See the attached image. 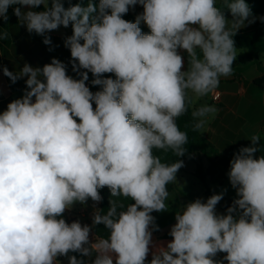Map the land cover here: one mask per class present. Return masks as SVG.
<instances>
[{"label":"clouds","instance_id":"9594fccd","mask_svg":"<svg viewBox=\"0 0 264 264\" xmlns=\"http://www.w3.org/2000/svg\"><path fill=\"white\" fill-rule=\"evenodd\" d=\"M223 3L231 19L217 0H88L67 8L63 0H0V20L13 8L45 45L52 43L47 33L71 25L64 44L80 76L68 75L56 58L43 67L25 63L19 73L2 69L13 83L26 78V88L0 112V264H60L58 256L69 264H89L84 257L91 264H264L258 133L230 161L237 198L226 214L216 212L223 192L197 198L176 212L166 246L153 245L159 226L152 213L167 211L168 185L184 166L180 159L162 162L155 150L185 155L188 135L177 119L233 75V37L258 19L246 0ZM137 4L143 12L125 20ZM7 38L0 33V40ZM89 72L101 86L95 93L86 85ZM216 112L207 104L194 108L193 131ZM105 187L109 207L105 214L94 211L91 226L62 218L77 202L99 203ZM96 225L109 235L93 243ZM218 253L226 254L223 260L214 259Z\"/></svg>","mask_w":264,"mask_h":264},{"label":"crops","instance_id":"0c3cea01","mask_svg":"<svg viewBox=\"0 0 264 264\" xmlns=\"http://www.w3.org/2000/svg\"><path fill=\"white\" fill-rule=\"evenodd\" d=\"M65 1L74 3L81 0H63V2ZM220 1L222 0H217V3H220ZM27 10V8L22 9V11ZM33 10L42 11L37 8ZM142 12L143 7L137 4L134 8L130 7L127 14H131L136 18ZM8 17L9 19L6 22L0 20V33H8L7 39L0 40V112L6 110L7 105L11 101L22 97L26 88V78L19 79L13 83L9 77L3 75L2 69L4 67H7L9 71L19 73L25 63L33 67H43L45 64L50 63L53 58H56L67 66L68 75L74 79L80 78L79 74L72 69L70 50L64 44L65 38L72 35L71 25L67 28L61 26L58 30L47 33L51 37L52 43L51 45H45L43 43L44 37L29 33L26 27L18 22L11 7L8 9ZM227 18L231 19V16H227ZM141 24L147 27L146 24ZM245 27H247V22ZM181 55L184 57L186 70L187 53L181 50ZM80 71L85 70L81 69ZM104 75L105 77L111 76L114 78V74ZM262 76H264V53L259 60H248L244 53L237 49L233 75L227 78L222 77L219 87L212 94L195 99L192 105V111L194 108L205 104L214 106L217 109L214 115L210 114L205 118L207 122L202 129H199V132L213 147L215 162L219 167V174L214 182L209 183V187L211 188L212 185L217 186L221 190L214 194L223 192V198L232 203L237 198L236 190L232 188L229 178H225L224 175L221 177L220 172L223 170L224 174L227 173L230 170V161L234 154L241 147L251 145L249 140L251 135L258 133L261 136V140L264 141V88H258L254 84V81ZM88 77L86 85L90 90L93 93L101 90V86H94L91 83L94 77L90 72ZM216 93H220V99L213 101V96ZM93 106L95 107V105ZM204 163L208 166L206 160ZM194 178H196L195 175ZM197 185L199 186V182ZM193 191L191 189L188 192L185 191V201L183 203L170 202L171 204H177L176 207L167 208V211L164 212L152 213L156 218V224L159 226V230L153 232L154 246H166L167 242L172 239L165 237V235L169 233L171 226L175 223V214L180 207L194 201L193 197H196V190ZM200 191L202 196L205 195V189L203 191L200 189ZM99 206L100 202L96 203L91 199L85 204L77 202L64 212L62 218L68 223L79 221L81 224L91 226L94 211L99 209ZM223 214L226 213L223 212ZM171 217L173 220L170 222L169 219ZM95 240L98 239L92 230L90 242L94 243ZM71 255H76L80 258L79 253L70 252L69 256ZM224 256V253H218L214 259L223 260ZM151 258L150 251L147 260L150 261ZM83 259L91 264V260L88 257ZM92 259H94V256ZM57 260L60 264H69L67 256H58ZM223 264H227V261H224Z\"/></svg>","mask_w":264,"mask_h":264},{"label":"trees","instance_id":"16d2710c","mask_svg":"<svg viewBox=\"0 0 264 264\" xmlns=\"http://www.w3.org/2000/svg\"><path fill=\"white\" fill-rule=\"evenodd\" d=\"M93 2L98 4L99 0H93ZM63 3L65 8L77 3H80L83 6H87L88 0H81L74 3L65 1ZM246 3L249 4V6L252 8L253 15L258 19H256V21L250 25L247 24V27L241 28L238 33L233 37V39L235 41V47L241 50V52L244 53V56L248 60H259L260 56L264 53V22L259 19V17H264V0H246ZM217 6L221 9H224L226 17L231 16L227 9H225V5L223 2L217 3ZM37 9L43 10V6H40ZM123 18L131 22H134L136 19L131 14H126L123 16ZM140 27L145 33H148L150 31L148 27L142 24L140 25ZM254 84L258 88L263 89L264 76L255 80ZM191 113L192 105L189 106L188 112L185 115L177 119V124L180 130L185 131L188 135V144L185 145L187 149L185 155L182 157H177L175 153L171 150L167 152L163 150H155V154L161 158L162 162L168 164L174 163L178 159L184 162L186 160H193L195 157H197L198 163L196 164L194 175L198 180L199 184L205 189L204 194L208 198L214 194L209 187V183L215 181L217 175L219 174V167L215 162V152L213 147L200 134L199 130L193 131V118L191 116ZM257 146H260V152H257L255 155L257 157L259 155H264V141L261 140L260 144ZM205 160L207 161L208 166L205 165ZM228 172L224 174L225 178H228ZM168 190L169 193L175 194V201L177 204H180L178 194L183 196L184 193L181 191V189H179L177 184L173 182L172 184L168 185ZM100 195L102 196V200L100 201L99 211L100 214H105L107 212V208L109 207V201L111 199L110 190L105 187L100 190ZM112 199H116L118 202L124 203L125 206L132 202L131 200L125 199L123 197H113ZM231 205L232 202L228 201L225 198H222V200L217 204L216 207L226 211L227 208ZM92 230L97 239L107 238L109 235L108 230L104 228L103 225H96L95 227H93ZM165 237L172 238L168 234H166Z\"/></svg>","mask_w":264,"mask_h":264},{"label":"rangeland","instance_id":"374dc122","mask_svg":"<svg viewBox=\"0 0 264 264\" xmlns=\"http://www.w3.org/2000/svg\"><path fill=\"white\" fill-rule=\"evenodd\" d=\"M222 1H220V3H222ZM194 122V121H193ZM192 122V124H193ZM198 163V159L197 157H195L193 160H186L184 161V166L181 167L177 174H176V184L177 186L179 187V189H181V191L183 193L188 192L190 191V189L193 191V190H196V197H193L195 199L197 198H200L201 200L203 201H206L207 200V197L205 195H201V191L200 189L203 191L204 188H202L203 186H201L199 184V186L197 185L198 184V180H196V178H194V171H195V168H196V164ZM224 175V172L223 170L220 172V176L223 177ZM184 189V190H183ZM211 191L213 193H216L218 190L220 191L221 189H218L217 186L215 185H212L211 186ZM200 191V192H199ZM194 192V191H193ZM201 195V196H200ZM178 197H179V200L181 203H183L185 201V196L183 194V196L179 195L178 194ZM176 198H175V194L174 193H169V196H168V199L166 201V204L168 206V208H174L177 206V204H171V202H175ZM176 209V208H175ZM216 212L217 214H223V212L226 213L225 210H222L220 208H216ZM173 220V218L171 217L169 219V221L171 222Z\"/></svg>","mask_w":264,"mask_h":264},{"label":"built area","instance_id":"2783aa9c","mask_svg":"<svg viewBox=\"0 0 264 264\" xmlns=\"http://www.w3.org/2000/svg\"><path fill=\"white\" fill-rule=\"evenodd\" d=\"M220 99V93H216L214 96H213V101H218Z\"/></svg>","mask_w":264,"mask_h":264}]
</instances>
